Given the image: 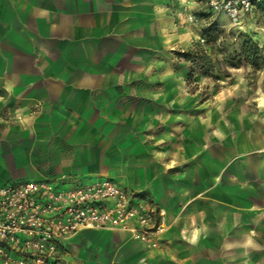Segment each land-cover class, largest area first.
Instances as JSON below:
<instances>
[{
  "label": "crops",
  "instance_id": "obj_1",
  "mask_svg": "<svg viewBox=\"0 0 264 264\" xmlns=\"http://www.w3.org/2000/svg\"><path fill=\"white\" fill-rule=\"evenodd\" d=\"M174 5L172 0H0V186L62 175L106 177L164 212L158 250L148 251L154 259L161 262L166 254L175 261L216 264L223 261L217 259L221 247L225 257L228 248L240 256L225 262L262 264L264 226L258 218L248 224L247 202L237 209L226 199L237 191L247 198L249 176L264 173V154L254 163L242 158L241 140L238 171L233 174L230 162L226 175L225 218L220 225L208 218L192 226L190 214L200 201L195 196L200 187L207 190L210 176L192 172L184 182L160 174L150 151L130 141L146 119L161 117L160 107L153 110L145 99H156L146 89L150 80L136 75L150 67L152 57L179 45ZM204 204L201 212L208 216L215 202ZM237 215L238 223L232 222ZM251 243L255 252L248 249Z\"/></svg>",
  "mask_w": 264,
  "mask_h": 264
},
{
  "label": "rangeland",
  "instance_id": "obj_2",
  "mask_svg": "<svg viewBox=\"0 0 264 264\" xmlns=\"http://www.w3.org/2000/svg\"><path fill=\"white\" fill-rule=\"evenodd\" d=\"M172 1L176 3L173 8H178L179 45L152 57V63L147 62L150 67L136 75L150 80L152 85L146 89L156 99L153 95L145 99L153 110L160 107L161 117L146 119L145 128L130 141L141 142L150 151L161 165L160 174L179 176L187 182L192 172L199 178L207 173L211 184L207 190L200 187L195 196L194 200L200 201L190 214L192 226L208 218L220 225L226 215L223 200L228 197L224 193L228 166L233 164L235 175L241 140L246 144L242 158L254 163L264 154V5L252 17L234 24L222 13L209 10L206 0ZM160 97L164 99L161 104ZM258 172L247 180V198L237 191L226 200L237 209L247 202L248 224L253 225L258 218L264 226V173ZM140 195L145 198V191ZM206 200L215 202L208 216L201 212ZM156 210L154 223L162 232L155 246L138 243L121 231H83L57 248V261L8 264H203L184 261L185 257L175 261L166 254L160 262L150 256L148 251L158 250L166 230L164 212ZM239 219L237 215L232 222ZM259 233L264 241V229ZM232 249H227L225 257L223 249L217 247V259L223 261L216 264H249L225 262L224 258L240 259L234 252L237 249ZM248 249L255 252L257 248L251 243Z\"/></svg>",
  "mask_w": 264,
  "mask_h": 264
},
{
  "label": "built area",
  "instance_id": "obj_3",
  "mask_svg": "<svg viewBox=\"0 0 264 264\" xmlns=\"http://www.w3.org/2000/svg\"><path fill=\"white\" fill-rule=\"evenodd\" d=\"M264 0H206L237 24ZM151 205L106 177L62 175L0 186V264L54 262L58 249L83 231H121L155 246L162 232Z\"/></svg>",
  "mask_w": 264,
  "mask_h": 264
}]
</instances>
